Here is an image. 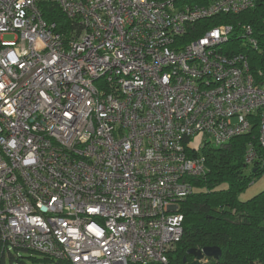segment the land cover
Masks as SVG:
<instances>
[{
  "label": "built area",
  "instance_id": "built-area-1",
  "mask_svg": "<svg viewBox=\"0 0 264 264\" xmlns=\"http://www.w3.org/2000/svg\"><path fill=\"white\" fill-rule=\"evenodd\" d=\"M45 1L71 27L46 20ZM255 5L0 0L8 249L72 264H167L183 235L181 201L207 170L196 153L249 133L254 114L264 144V68L253 74L246 54L230 50V24L190 38L198 21ZM255 156L251 147L247 161Z\"/></svg>",
  "mask_w": 264,
  "mask_h": 264
},
{
  "label": "trees",
  "instance_id": "trees-1",
  "mask_svg": "<svg viewBox=\"0 0 264 264\" xmlns=\"http://www.w3.org/2000/svg\"><path fill=\"white\" fill-rule=\"evenodd\" d=\"M192 1L208 3L210 0H186ZM40 7L46 20L56 21L60 27H71L72 20L66 18L57 3L45 1ZM220 24L234 27L228 43L230 50L246 54L250 71L259 73L264 68V0H256L255 7L237 14H220L198 21L190 32V38L199 37L207 29ZM246 26L251 27L250 36L256 44L247 40ZM260 119L258 114H254L249 133L236 136L225 145L205 143L196 153L205 157L207 170L202 176L192 179L194 190L181 201L183 235L170 250L167 264H190L194 256L188 254V250L205 246H219L222 255L218 260L209 258L203 264H264V189L248 199L239 197L240 192L264 174V144L259 140ZM251 147L256 156L248 162ZM191 149L195 150V147ZM0 264L72 262L26 249L9 250L0 235Z\"/></svg>",
  "mask_w": 264,
  "mask_h": 264
},
{
  "label": "water",
  "instance_id": "water-1",
  "mask_svg": "<svg viewBox=\"0 0 264 264\" xmlns=\"http://www.w3.org/2000/svg\"><path fill=\"white\" fill-rule=\"evenodd\" d=\"M187 253L194 256V260L190 264H203V261L209 258L218 260L222 255V249L219 246H205L202 249H189Z\"/></svg>",
  "mask_w": 264,
  "mask_h": 264
},
{
  "label": "rangeland",
  "instance_id": "rangeland-1",
  "mask_svg": "<svg viewBox=\"0 0 264 264\" xmlns=\"http://www.w3.org/2000/svg\"><path fill=\"white\" fill-rule=\"evenodd\" d=\"M6 38L10 39L12 38V35H6ZM263 189H264V174L260 176L258 179H256V181L252 182L246 189L240 192L239 197L240 199H248Z\"/></svg>",
  "mask_w": 264,
  "mask_h": 264
},
{
  "label": "crops",
  "instance_id": "crops-1",
  "mask_svg": "<svg viewBox=\"0 0 264 264\" xmlns=\"http://www.w3.org/2000/svg\"><path fill=\"white\" fill-rule=\"evenodd\" d=\"M192 2H195V1H192Z\"/></svg>",
  "mask_w": 264,
  "mask_h": 264
}]
</instances>
